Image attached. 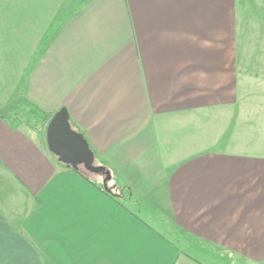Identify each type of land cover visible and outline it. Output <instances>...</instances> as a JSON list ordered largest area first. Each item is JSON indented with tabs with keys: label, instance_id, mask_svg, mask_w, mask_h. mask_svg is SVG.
<instances>
[{
	"label": "crops",
	"instance_id": "obj_1",
	"mask_svg": "<svg viewBox=\"0 0 264 264\" xmlns=\"http://www.w3.org/2000/svg\"><path fill=\"white\" fill-rule=\"evenodd\" d=\"M236 12L0 0V264H264V148L245 129L254 77ZM62 108L113 193L49 149Z\"/></svg>",
	"mask_w": 264,
	"mask_h": 264
},
{
	"label": "rangeland",
	"instance_id": "obj_2",
	"mask_svg": "<svg viewBox=\"0 0 264 264\" xmlns=\"http://www.w3.org/2000/svg\"><path fill=\"white\" fill-rule=\"evenodd\" d=\"M236 14L239 20L238 59L246 64V73L254 77V83L255 79L261 83L247 82V89L243 92L247 103L245 129L255 135L260 134L261 146L264 148V0H237ZM253 104L257 107H250ZM259 112L261 117H258L256 122H250V119H256ZM78 169L97 177L101 182L104 178L103 174H93L88 171L83 164H79Z\"/></svg>",
	"mask_w": 264,
	"mask_h": 264
},
{
	"label": "water",
	"instance_id": "obj_3",
	"mask_svg": "<svg viewBox=\"0 0 264 264\" xmlns=\"http://www.w3.org/2000/svg\"><path fill=\"white\" fill-rule=\"evenodd\" d=\"M46 136L49 149L60 161L72 167L83 164L88 171L103 174L104 189L112 190L108 187V182L112 179L111 171L103 165L95 164V154L88 140L83 133L72 127L66 108L53 115L48 123Z\"/></svg>",
	"mask_w": 264,
	"mask_h": 264
},
{
	"label": "trees",
	"instance_id": "obj_4",
	"mask_svg": "<svg viewBox=\"0 0 264 264\" xmlns=\"http://www.w3.org/2000/svg\"><path fill=\"white\" fill-rule=\"evenodd\" d=\"M33 107V109L36 111L37 109H35L36 107H34V106H32ZM40 112V111H39ZM74 126V125H73ZM76 129V128H75ZM77 131H80L81 133H83L80 129H76ZM92 149V148H91ZM94 154H95V152H94ZM67 166H69V167H72V166H70V165H68V164H66ZM72 168H74L75 170H77V171H79L80 172V169H78V167H72ZM87 178H89V177H87ZM112 189V188H111ZM105 191H107V192H112V190H108V189H105ZM113 193V192H112Z\"/></svg>",
	"mask_w": 264,
	"mask_h": 264
}]
</instances>
